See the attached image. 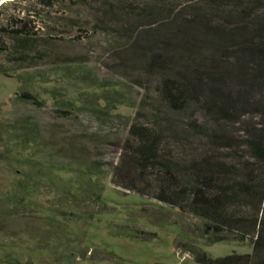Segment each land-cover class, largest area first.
<instances>
[{
    "label": "rangeland",
    "instance_id": "1",
    "mask_svg": "<svg viewBox=\"0 0 264 264\" xmlns=\"http://www.w3.org/2000/svg\"><path fill=\"white\" fill-rule=\"evenodd\" d=\"M121 1L176 11L184 3ZM35 12L42 23L32 57L12 61L7 36L0 54V264H202L192 249L212 257L249 253L247 240L208 241L200 218L111 181L141 98L150 104L156 96V77L140 88L110 69L121 47L116 27L134 21L132 10L116 26L99 0H63ZM91 190L108 209L89 217ZM72 194L77 201L69 205ZM48 216L71 237L37 249L34 237L47 230Z\"/></svg>",
    "mask_w": 264,
    "mask_h": 264
},
{
    "label": "trees",
    "instance_id": "2",
    "mask_svg": "<svg viewBox=\"0 0 264 264\" xmlns=\"http://www.w3.org/2000/svg\"><path fill=\"white\" fill-rule=\"evenodd\" d=\"M99 1L114 26L131 10L135 16L116 27L121 47L110 69L140 88L156 77V96L150 104L141 98L127 126L112 183L200 218L208 241L251 246L249 253L216 257L192 249L196 262L264 264V0H184L177 11L160 3ZM61 2L0 5V54L8 50L7 36L11 60L27 62L42 23L36 8ZM89 197L95 205L89 217L107 211L100 193L91 190ZM43 223L47 230L34 237L35 248L71 237L57 232L62 226H54L53 216Z\"/></svg>",
    "mask_w": 264,
    "mask_h": 264
},
{
    "label": "water",
    "instance_id": "3",
    "mask_svg": "<svg viewBox=\"0 0 264 264\" xmlns=\"http://www.w3.org/2000/svg\"><path fill=\"white\" fill-rule=\"evenodd\" d=\"M7 0H3L2 2H0V5H2L4 2H6Z\"/></svg>",
    "mask_w": 264,
    "mask_h": 264
},
{
    "label": "bare ground",
    "instance_id": "4",
    "mask_svg": "<svg viewBox=\"0 0 264 264\" xmlns=\"http://www.w3.org/2000/svg\"><path fill=\"white\" fill-rule=\"evenodd\" d=\"M3 0H0V2H2Z\"/></svg>",
    "mask_w": 264,
    "mask_h": 264
}]
</instances>
